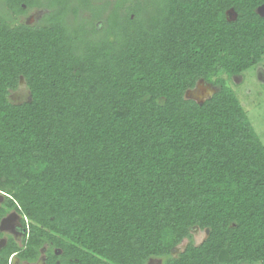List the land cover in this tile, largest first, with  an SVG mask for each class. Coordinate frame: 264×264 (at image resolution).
I'll list each match as a JSON object with an SVG mask.
<instances>
[{
	"label": "trees",
	"instance_id": "trees-1",
	"mask_svg": "<svg viewBox=\"0 0 264 264\" xmlns=\"http://www.w3.org/2000/svg\"><path fill=\"white\" fill-rule=\"evenodd\" d=\"M260 5L0 0V222L25 228L0 264H264V144L229 85L264 60Z\"/></svg>",
	"mask_w": 264,
	"mask_h": 264
},
{
	"label": "rangeland",
	"instance_id": "rangeland-1",
	"mask_svg": "<svg viewBox=\"0 0 264 264\" xmlns=\"http://www.w3.org/2000/svg\"><path fill=\"white\" fill-rule=\"evenodd\" d=\"M264 60H262L260 67H251L247 69L241 77L240 81L234 79L229 82L230 87L234 90L240 104L244 107L254 130L259 135L264 144ZM206 91V89H203ZM27 90L20 83L18 90L11 94V99L16 102L24 100L27 96ZM0 200L2 198L0 197ZM194 241L198 244L205 236L202 230H193ZM185 244V243H184ZM180 248V247H179ZM159 260L152 259L149 264H159Z\"/></svg>",
	"mask_w": 264,
	"mask_h": 264
},
{
	"label": "flooded vegetation",
	"instance_id": "flooded-vegetation-1",
	"mask_svg": "<svg viewBox=\"0 0 264 264\" xmlns=\"http://www.w3.org/2000/svg\"><path fill=\"white\" fill-rule=\"evenodd\" d=\"M43 12L44 11L42 9L33 8L27 15L21 16V19H23L26 23L32 24L40 18ZM5 217L6 218L2 221L0 225V230L4 233V237L0 238V241L5 240L6 243V237L11 236L17 243L20 244L22 237L25 233V228H23L21 224L20 216L14 211H10ZM9 262L10 264H38L37 261L33 263L20 261L15 255H12L9 258Z\"/></svg>",
	"mask_w": 264,
	"mask_h": 264
},
{
	"label": "water",
	"instance_id": "water-1",
	"mask_svg": "<svg viewBox=\"0 0 264 264\" xmlns=\"http://www.w3.org/2000/svg\"><path fill=\"white\" fill-rule=\"evenodd\" d=\"M256 12L260 15V16H264V5H260L257 9ZM227 14V19L228 20H234L236 18V12L233 10V8H229L226 11ZM22 79L20 80V83H22ZM202 80L200 79L198 81V83L196 84V86L194 87L193 90H188L185 93V97L187 98H192L195 99L198 103H202L203 100L205 98H209L212 93L215 91L212 87H210V85L208 84V90L203 91V86H202ZM6 217L2 218L0 225L2 223V221L5 219ZM5 244V240H1L0 241V248ZM179 251V247H176L174 250V254L177 253ZM38 264H44V257L40 256V258L37 261Z\"/></svg>",
	"mask_w": 264,
	"mask_h": 264
},
{
	"label": "clouds",
	"instance_id": "clouds-1",
	"mask_svg": "<svg viewBox=\"0 0 264 264\" xmlns=\"http://www.w3.org/2000/svg\"><path fill=\"white\" fill-rule=\"evenodd\" d=\"M202 81H203V80H202ZM202 86H203L204 89L208 90V87H207L208 84H205L204 82H202ZM210 87H211V86H210Z\"/></svg>",
	"mask_w": 264,
	"mask_h": 264
},
{
	"label": "built area",
	"instance_id": "built-area-1",
	"mask_svg": "<svg viewBox=\"0 0 264 264\" xmlns=\"http://www.w3.org/2000/svg\"><path fill=\"white\" fill-rule=\"evenodd\" d=\"M10 263V262H9Z\"/></svg>",
	"mask_w": 264,
	"mask_h": 264
}]
</instances>
